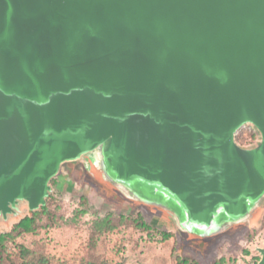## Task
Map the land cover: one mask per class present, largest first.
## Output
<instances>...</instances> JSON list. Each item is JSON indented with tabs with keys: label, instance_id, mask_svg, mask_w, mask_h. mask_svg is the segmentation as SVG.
I'll return each instance as SVG.
<instances>
[{
	"label": "water",
	"instance_id": "obj_1",
	"mask_svg": "<svg viewBox=\"0 0 264 264\" xmlns=\"http://www.w3.org/2000/svg\"><path fill=\"white\" fill-rule=\"evenodd\" d=\"M245 124L260 135L249 147ZM97 149L188 235L250 220L264 0H0V217L44 205L61 165Z\"/></svg>",
	"mask_w": 264,
	"mask_h": 264
},
{
	"label": "rangeland",
	"instance_id": "obj_2",
	"mask_svg": "<svg viewBox=\"0 0 264 264\" xmlns=\"http://www.w3.org/2000/svg\"><path fill=\"white\" fill-rule=\"evenodd\" d=\"M248 126L235 136L241 146L260 138L257 131L251 138ZM50 186L47 212L35 210V231H22L15 240L42 249L50 264H175L177 255L197 264H255L261 257L264 201L250 220L201 238L181 230L171 206L150 196L139 201L137 187L117 179L101 149L64 162ZM27 213L33 211L22 202L16 216L0 217V232ZM139 214L149 228L141 225ZM5 245L4 252L14 256L15 242L7 239Z\"/></svg>",
	"mask_w": 264,
	"mask_h": 264
},
{
	"label": "trees",
	"instance_id": "obj_3",
	"mask_svg": "<svg viewBox=\"0 0 264 264\" xmlns=\"http://www.w3.org/2000/svg\"><path fill=\"white\" fill-rule=\"evenodd\" d=\"M243 125L236 134H241L243 132ZM250 131L251 138L255 136V132L257 131L253 125H249L246 127ZM235 134V136H236ZM54 178V177H53ZM53 178L51 179L53 181ZM50 180V181H51ZM50 197V191L46 197L45 204L40 207L42 210L47 212L48 199ZM39 207V208H40ZM37 210V209H36ZM36 214L37 212L34 210L32 214L27 213L22 216L19 220L14 221L12 223L11 229L0 232V264H5V261L9 260L10 264H50V257L42 250L35 247H30L25 245L24 243H19L16 240L17 236L22 232H34L36 229ZM141 225L143 227H150L144 220L142 215H138ZM167 235H171V233L166 232ZM12 240L15 242L16 252L14 256H11V251L5 253L6 249L5 242L6 240ZM86 264H96L94 262H86ZM175 264H197L194 259H190L189 257L177 255Z\"/></svg>",
	"mask_w": 264,
	"mask_h": 264
},
{
	"label": "flooded vegetation",
	"instance_id": "obj_4",
	"mask_svg": "<svg viewBox=\"0 0 264 264\" xmlns=\"http://www.w3.org/2000/svg\"><path fill=\"white\" fill-rule=\"evenodd\" d=\"M259 260H260V259H259ZM259 260H258V261H259ZM258 261H257V262H258ZM257 262H256V263H257ZM256 263H255V264H256Z\"/></svg>",
	"mask_w": 264,
	"mask_h": 264
}]
</instances>
